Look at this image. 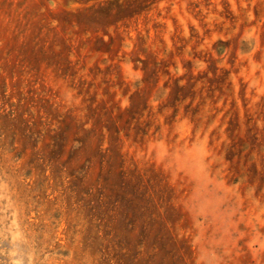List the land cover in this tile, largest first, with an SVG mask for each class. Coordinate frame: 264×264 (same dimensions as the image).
<instances>
[{
    "label": "rangeland",
    "instance_id": "rangeland-1",
    "mask_svg": "<svg viewBox=\"0 0 264 264\" xmlns=\"http://www.w3.org/2000/svg\"><path fill=\"white\" fill-rule=\"evenodd\" d=\"M0 264H264V0H0Z\"/></svg>",
    "mask_w": 264,
    "mask_h": 264
}]
</instances>
